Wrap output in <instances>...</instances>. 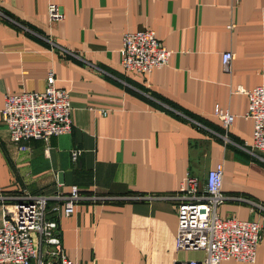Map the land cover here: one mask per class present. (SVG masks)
I'll list each match as a JSON object with an SVG mask.
<instances>
[{"label":"crops","instance_id":"1","mask_svg":"<svg viewBox=\"0 0 264 264\" xmlns=\"http://www.w3.org/2000/svg\"><path fill=\"white\" fill-rule=\"evenodd\" d=\"M50 4L61 20H50ZM142 29L172 52L147 75L121 67L123 35ZM226 51L231 73L222 68ZM50 72L70 91L71 131L20 150L2 118L5 96L43 91ZM262 83L264 0H0V223L10 197L60 196L49 200L47 218L58 221L65 255L78 264L201 258L177 249L172 196L188 175L204 182L223 163L230 198L220 215L264 220V153L243 146L254 123L245 117L248 96L235 92ZM217 105L234 117L227 130ZM73 186L93 198L66 216ZM220 264H264V235L254 263Z\"/></svg>","mask_w":264,"mask_h":264},{"label":"built area","instance_id":"2","mask_svg":"<svg viewBox=\"0 0 264 264\" xmlns=\"http://www.w3.org/2000/svg\"><path fill=\"white\" fill-rule=\"evenodd\" d=\"M48 11L51 21L63 18V12L57 4H50ZM234 26L231 23L228 27L232 29ZM121 53L124 71L147 75L156 68L166 66L172 52L154 30L142 29L123 35ZM233 58L232 51L223 53L222 68L225 72L231 73ZM235 92L248 96L245 117L254 123L252 140L244 141L243 146L249 147L253 155L264 153V83L251 90L238 86ZM70 96L69 90L57 86L53 72H50L43 91L6 94L1 113L11 141L20 150H27L29 147L24 141L33 138L48 140L52 136L70 132L73 123ZM99 111L107 113L106 109L101 108ZM215 114L227 130L233 115L219 105L215 107ZM223 137L228 139L227 135ZM81 152L73 150L74 161ZM223 176V163L210 170L204 182L188 175L178 192L172 196L178 211V251L203 252L201 258L177 257L174 264H220L230 259L255 262L264 235V220H240L220 215V206L230 198L223 192ZM0 198L6 200L7 197L0 195ZM10 198V203L5 201L4 217L0 223V264H78L65 255L58 221L47 218L49 200L60 196L25 191L23 195ZM86 198L93 197L82 195L80 189L73 186L65 198L63 214H73L77 203ZM56 210H60V207Z\"/></svg>","mask_w":264,"mask_h":264},{"label":"water","instance_id":"3","mask_svg":"<svg viewBox=\"0 0 264 264\" xmlns=\"http://www.w3.org/2000/svg\"><path fill=\"white\" fill-rule=\"evenodd\" d=\"M59 179H60V181L63 179V173L59 174Z\"/></svg>","mask_w":264,"mask_h":264}]
</instances>
